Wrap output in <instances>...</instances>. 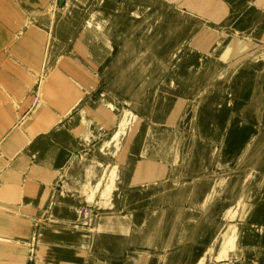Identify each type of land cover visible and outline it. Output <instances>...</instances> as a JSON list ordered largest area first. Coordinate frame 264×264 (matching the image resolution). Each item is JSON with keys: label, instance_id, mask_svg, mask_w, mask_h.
Masks as SVG:
<instances>
[{"label": "rangeland", "instance_id": "rangeland-1", "mask_svg": "<svg viewBox=\"0 0 264 264\" xmlns=\"http://www.w3.org/2000/svg\"><path fill=\"white\" fill-rule=\"evenodd\" d=\"M241 1L249 0H0L5 25L0 29L12 34L0 33L6 55L0 59V151L6 139L12 143L0 164V236L24 243H7L0 264H23L26 258V264L72 263L76 246L61 243L69 242L61 230L75 226L92 238L82 264H91L92 256L108 264L264 261V238L256 243L251 231L252 225H264L259 221L264 218V115L254 140L241 146L235 137L227 142L229 125L219 123L212 111L218 105L230 108L221 117L228 121L241 108V94L264 74V8L253 2L247 9L252 12L239 14ZM252 15L256 18L249 19ZM84 34L92 60L88 45L87 51L81 45ZM207 39L213 44L206 51L209 62L190 67ZM45 71L61 82L56 91L50 85L41 90ZM235 78L242 80L243 91L233 85ZM80 91L85 106L76 96ZM17 92H26L25 100L16 102ZM74 100L77 109H68ZM100 101L121 116L119 123L123 116L128 120L124 130L89 109ZM14 118L21 133L11 139ZM86 130L92 132L89 139ZM21 144L25 155L17 162L21 155L8 150ZM49 148L58 150L53 162L45 160ZM166 151L177 153L179 166L173 169L182 172L168 174L157 186L138 181V166L157 163ZM223 171V190L204 205ZM23 187L20 198L10 202L9 195ZM42 198L43 211L35 206ZM246 204L253 209L243 219ZM57 205L79 209L78 220L66 226L52 219ZM104 218L112 225L101 226ZM228 231L235 236L234 248L220 258ZM242 237L245 245L239 243ZM51 240H58L57 260L52 248L47 257L38 255ZM196 245L202 251L192 257Z\"/></svg>", "mask_w": 264, "mask_h": 264}, {"label": "crops", "instance_id": "crops-1", "mask_svg": "<svg viewBox=\"0 0 264 264\" xmlns=\"http://www.w3.org/2000/svg\"><path fill=\"white\" fill-rule=\"evenodd\" d=\"M253 2L256 3L257 6L260 5L259 7H261L262 9L264 8V3H262V2L258 3L259 2L258 0L241 1L239 3V9L240 10L237 13L240 12L239 14H242V13L247 14L248 12H252L251 10L248 11L247 9L248 8H251ZM248 18L249 19H252V18H256V17H254L252 15L251 17L249 16ZM0 24L1 25H4L2 22H0ZM5 29L8 32L10 38H12L11 32L6 27H5ZM41 34H42L41 41L44 42L45 39H46L45 33H41ZM81 40H82V42L85 40V34L82 36V39ZM9 41L11 42L12 39H10ZM81 45L84 48V50H87L86 49L87 48V45H88L87 43L84 44V42H83V44H81ZM12 46H10L9 49H7V51H9ZM56 46L57 45H55L54 47H56ZM51 50L52 49H51V44H50L48 46V49H47V58H48V61H50L49 55L51 53ZM1 51H2V46L0 47V52ZM39 55H40V50L37 52V54H36V56L34 58L35 66H37L36 67L37 70H39V68H40L39 67L40 66V64H39V58H40ZM90 56L91 57H90L89 60H92L93 59V55H91V53H90ZM5 57H6V55H5L4 51L1 52L0 59L1 60L2 59H5ZM85 62H87V60H85ZM260 66L263 67V65H260ZM47 74H48L47 71L41 72V79H40L39 85H40V88L43 91V93H44V91L46 89H49V85H50L51 91H56L57 89H55V84H56V86H58V85L61 84V82L56 83V81L53 78V76H55L54 74H51L50 77H47ZM61 75H65V74L64 73H61ZM62 78L65 79V77H62ZM0 79L4 81V79H3V77H2L1 74H0ZM235 80H236V78H235ZM238 80H239L240 83H242V87H241V90H242V88H243V82H242V80H240V78ZM32 88H33L32 86L28 85V91L31 90ZM249 90L250 91L252 90L251 95H250L251 97L249 99L248 98L245 99L246 92L249 91ZM247 91L244 94H241L242 97L240 98V101H239L240 104H241L240 105L241 108H240V110L238 112H235V113H239V115L243 119H248L250 121V125H251L250 130L256 132L255 125H256L257 121H259V119L262 118V116L264 115V74L258 76V78L256 79V85L253 88L248 89ZM57 93H58V91H57ZM41 94H42V92H41ZM15 95H16V102H22L23 100H25V97H26L27 93L25 92L23 94V96H22L21 93L17 92ZM18 96H22V97H18ZM76 96H78L79 104L80 103H83V106H85V103H86V95H85V93L83 91H80L79 93H76ZM4 100L6 101L7 100V97L4 98ZM97 103H96L97 105H95V106L91 104L89 106V109L94 108L96 110V112L100 113L106 119H108L109 121H111L112 123H114L117 127H121L120 128V131L124 130V127L127 125L128 120H126L124 118V116H123V118L121 120V123H119V118L118 117H121V116H117L116 114H114L112 112V110L109 109L108 107H106V105L102 101L97 102ZM101 104L103 106H105V108L109 112H107L106 109L99 107V105H101ZM73 107L75 109H77V107H78L77 102L75 100L73 102L72 101L70 102L68 109H71ZM14 119H13L12 123L15 122V125L11 128V130L9 131V134H8V137L11 138V139L14 136H17L18 137L19 136V133H21V129H19L18 126H17V125H19V120H17L16 118H14ZM82 122H85L88 125H90V123H91L90 120H88L86 117H83V116H82ZM82 133H84V136L87 139H89L90 138V134L92 132H91V130H86V131H84ZM7 141H9V139L8 140L6 139L4 141L5 143L3 142L4 145L1 147V151H0V164H3L4 163L3 155L7 152L5 148L8 147V146L9 147L12 146V143H10V144L7 145V143H8ZM202 141H199V142H202ZM251 142L247 146H249L251 144ZM205 143H206V141H205ZM8 151L9 152H12L13 156L14 155L15 156L21 155L19 157V159L17 160V162H20L21 157H23V155H25V149H24V146L22 144L20 146H17L15 151H13L12 149H10ZM57 153H58L57 148H49L48 151L46 152L45 160L46 161L53 162L54 159H55V157H56V155H57ZM171 153L172 152H169L168 153L167 151L166 152H163L161 154V156H160L161 157L160 160L157 163H152L150 161H147V162L139 165L138 166V169H137V172H136L137 180L138 181H141L143 179H149L147 182H150V181L156 182L154 185L157 186L158 185L157 181L158 180L165 179V177L168 176V174H172L174 172L179 173V171L182 172V170L177 169L175 171V169H173L174 166H179L178 165V158L179 157H178V155H177L176 152L175 153H172V154ZM40 161H42V160H40ZM35 168H36V165H34L33 167H31L30 171H34ZM219 173L220 174H217V180H216L217 183L215 182L212 191L207 196V198H206V200L204 202V205H206L214 197V194L215 193H217L219 190H223V188H224V185L226 183L225 173L224 172H219ZM8 186H11V187H14L15 186L16 187L17 185H14V184L10 185L9 184ZM21 187H22V185H21ZM146 188H147V190H150L151 189L149 186L146 187ZM24 189H26V188L23 187L22 189H19V190L15 191V194L12 193L11 195H9L8 198L10 199V202H13V200H18L20 198L21 191L24 190ZM27 189L29 191L32 190V188H27ZM11 190H13V189H11ZM22 195H23V193H22ZM31 197H33L31 199V201H33L34 203H38V201H36V196L35 195H31ZM21 198H22V196H21ZM43 198H45V197H43ZM43 198L40 201V206L35 205L37 210H42V211L44 210V208L42 207L45 204L43 202ZM59 207H60L61 210L59 209ZM252 209H253V206H250V205H247L246 204V206H244L242 218L243 219L247 218V214L250 213V211ZM59 210L61 212H64V214H59V212H60ZM74 212H76V213H74ZM75 215L78 216V218H79V209L75 208L72 205H69V206L57 205L51 211V214H50V216H51L52 219L62 220L65 223L66 226L69 223H72V222L78 220V218ZM86 215H88V211H86ZM75 218H77V219L75 220ZM259 221L260 222L261 221L264 222V218L263 217H260V220ZM104 225L106 226V225H112V224H111V221L110 220L104 218V219L101 220V226H104ZM10 226H12V225H10ZM37 226L38 225H36V227ZM258 229H263L264 230V225H260L258 227L252 225V227H251V231H254V233L256 235L255 236L256 243H258L261 238H264V232H263L262 235H258V232H257ZM231 230H232V227H229V231H231ZM61 231L63 232L64 235H66L67 237H69V242L68 243H63V242H61V243L63 245H65V246H67V248L68 247H71L72 245L76 246V249L74 251H72L74 253H72L73 255L71 256V257H73V262L72 263H69V264H82L83 262H85L87 260L88 254H89V249L92 248L91 247V245H92V238H91L90 232H88V230H86L84 227H81V226H75L74 228L68 227V228H65L64 231L63 230H61ZM229 231L226 232L224 234V236H223L222 252L220 254V258H222L224 256H227L228 253H229V249H233L234 248V241H235L234 238H235V236H234L233 233H230ZM0 233H2V232L0 231ZM33 234H34V230H33ZM2 238H4V236H0V239H2ZM51 241H52L53 244H49V245H52L51 247L55 251L54 256H56V260H57L59 258L58 257V254H57V250H56L57 245H59L58 244V240H51ZM240 241H239V243H241L242 245H245L246 240L244 239V237H242L240 239ZM262 241H263V239H262ZM6 243L15 244V245H17L19 243L20 244L21 243L24 244L22 241L13 242L11 240H8ZM78 247H80V248H78ZM194 249H196V250H194ZM261 249L264 250V243H263V246H262ZM200 251H202L201 247L198 246V245H196L193 248V250H192V257H197V255L200 253ZM18 259L19 258L16 257L14 260L17 261ZM27 259L28 258L25 259V262L23 264H26L27 263ZM110 263L111 264H115V262H112V261ZM91 264H108V262L105 261V260H101L99 258H96L95 256H92ZM260 264H264L263 259H262V261H261Z\"/></svg>", "mask_w": 264, "mask_h": 264}, {"label": "bare ground", "instance_id": "bare-ground-1", "mask_svg": "<svg viewBox=\"0 0 264 264\" xmlns=\"http://www.w3.org/2000/svg\"><path fill=\"white\" fill-rule=\"evenodd\" d=\"M253 9V8H252ZM133 10H137L138 12H142L141 11V8H139V7H136L135 9H133ZM143 10V9H142ZM134 14V13H133ZM4 29V28H3ZM1 30L2 29H0V33H2L1 32ZM5 30V29H4ZM4 30H2L3 32H5ZM4 34H6V33H4ZM0 38H1V36H0ZM196 40V39H195ZM238 41L237 40H235V42L234 43H237ZM240 42V44L239 45H244L243 43H242V41H239ZM249 42V41H248ZM244 43H247L246 41L244 42ZM213 46V44L207 39V40H204L203 41V44L201 45V51H203V52H199L198 53V55L196 56V58L194 59L195 61L190 65V67L192 66V67H194L193 66V64H195V63H199V62H204V61H206V62H209V57H208V53L206 54V51H210L211 50V47ZM89 47V48H88ZM87 48H88V53H92V51H91V47L90 46H88ZM198 48V47H197ZM199 49V48H198ZM229 50V49H228ZM227 50V51H228ZM192 51L193 50H190V52L192 53ZM234 52V51H233ZM211 61V60H210ZM205 62V63H206ZM205 65H208V63H206ZM251 71V70H250ZM239 78H237L234 82H233V85L236 87V88H239V87H237L238 85H240V87H242V83H240L239 82V80H238ZM251 92H252V90L250 91H247L246 92V98H250L251 96ZM230 102H229V107L230 106H232V104H233V99H231V100H229ZM228 109H230V108H227V107H224V106H222V105H218V106H215V107H213V109H212V111H214L215 113H217V117H216V120L220 123L221 122V124H223V125H225V124H228L229 125V133H228V135H227V142H230L234 137L235 138H237L238 140H239V142H240V145L242 146V145H245V144H243V142L247 139L248 141H253L254 140V138L256 137V132H254V131H251L250 130V128H251V125H250V121L248 120V119H243L240 115H239V113H233V114H230V119L227 121V120H224L223 121V123H222V120H221V117H222V113H223V111H227ZM175 111V108H173L172 109V112H174ZM214 115V114H213ZM216 115V114H215ZM203 119H204V117L203 116H201V118H200V121L202 122L203 121ZM208 121V120H207ZM206 122V121H205ZM200 125H203V124H200ZM218 126V125H217ZM202 128H204V126H201ZM200 127V128H201ZM208 128V127H207ZM212 129V128H211ZM210 129V130H211ZM202 130V129H201ZM205 130V129H204ZM213 130V129H212ZM222 131V130H221ZM202 132V131H201ZM221 133V132H220ZM203 134H205V133H203ZM210 137V136H209ZM220 137H221V135H220ZM213 139V138H212ZM221 139V138H220ZM200 141V140H199ZM202 141V140H201ZM246 143V142H245ZM203 144V143H202ZM236 144H238V143H236ZM235 144V145H236ZM248 144V143H247ZM212 145V144H211ZM234 145V146H235ZM226 144H224V149H223V151H222V155H227V152H226ZM223 148V147H222ZM238 148V147H237ZM236 148V149H237ZM235 149V148H234ZM241 149H239L238 151H240ZM234 151V150H233ZM242 151V150H241ZM214 152V151H213ZM223 156V157H224ZM238 158H239V156H238ZM223 159V158H222ZM218 162V161H217ZM225 162V161H224ZM224 162H223V164H224ZM227 166V165H226ZM234 166V165H233ZM223 167V166H222ZM233 168V167H232ZM219 171H220V169H219ZM224 172V171H223ZM226 172V171H225ZM218 174H220V173H218ZM152 175V174H151ZM224 179V178H223ZM217 183V182H216ZM76 208V207H75ZM59 209H60V207H59ZM61 210V209H60ZM59 210V211H60ZM69 211V210H68ZM57 213V212H56ZM68 213V212H67ZM66 213V214H67ZM70 213V212H69ZM74 213H76V212H74ZM73 213V214H74ZM58 214V213H57ZM59 214H64V212H59ZM70 215V214H69ZM76 216V215H75ZM77 218H78V216H76ZM77 218H75V220L77 219ZM227 226V225H226ZM226 230V229H225ZM257 232H258V235H262L263 234V232H264V230L263 229H258L257 230ZM241 242V241H240ZM241 244V243H240ZM52 247H51V245H49V244H43V245H41L40 246V250L38 251V255H39V257H47L48 255H50V253H51V251H50V249H51ZM8 249H9V246L7 245V243H6V241L5 240H3V239H0V254L1 253H4L5 251H8ZM53 249V248H52ZM17 250H22L21 248H19V249H17ZM194 250H196V249H194ZM201 252V251H200ZM24 254V253H23Z\"/></svg>", "mask_w": 264, "mask_h": 264}]
</instances>
